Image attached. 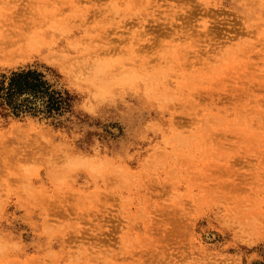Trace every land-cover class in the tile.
Masks as SVG:
<instances>
[{
	"label": "rangeland",
	"instance_id": "rangeland-1",
	"mask_svg": "<svg viewBox=\"0 0 264 264\" xmlns=\"http://www.w3.org/2000/svg\"><path fill=\"white\" fill-rule=\"evenodd\" d=\"M40 65L76 100L0 115V264H264V0H0Z\"/></svg>",
	"mask_w": 264,
	"mask_h": 264
},
{
	"label": "trees",
	"instance_id": "trees-1",
	"mask_svg": "<svg viewBox=\"0 0 264 264\" xmlns=\"http://www.w3.org/2000/svg\"><path fill=\"white\" fill-rule=\"evenodd\" d=\"M48 66H26L0 74V115L43 113L57 117L71 111L75 96L59 86ZM57 75V74H56Z\"/></svg>",
	"mask_w": 264,
	"mask_h": 264
}]
</instances>
